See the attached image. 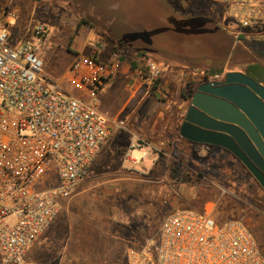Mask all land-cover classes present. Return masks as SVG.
I'll return each instance as SVG.
<instances>
[{"label":"rangeland","instance_id":"1","mask_svg":"<svg viewBox=\"0 0 264 264\" xmlns=\"http://www.w3.org/2000/svg\"><path fill=\"white\" fill-rule=\"evenodd\" d=\"M161 1L186 18H195L177 24ZM200 2L204 8L192 12L175 0H0V15L10 7L20 9L21 22L12 37L27 35L35 23L48 27L42 51L45 73L60 82L73 58L88 51L87 41L99 46L103 61H108L115 49H128L129 41L148 55L161 47L190 53L186 64L203 74L216 69L221 73L243 69L250 64L264 68V56L260 58L252 47L239 50L240 42L214 33L206 18L214 20L225 11V27L233 24L235 30L259 33L261 37L264 24L242 28L229 17L223 2ZM83 13L86 18H82ZM120 38L124 45L119 43ZM145 143L138 141L132 150L141 149ZM140 153V158L132 156V163L116 173L102 171L99 186L77 205L62 209L31 247L28 260L34 264H126L127 248L155 237L163 218L173 211L169 204H163L162 210L154 207L158 206L161 178L165 185L172 180L194 186L200 202L215 203L217 219L244 221L264 252V191L238 161L203 150L192 152L172 143Z\"/></svg>","mask_w":264,"mask_h":264},{"label":"built area","instance_id":"2","mask_svg":"<svg viewBox=\"0 0 264 264\" xmlns=\"http://www.w3.org/2000/svg\"><path fill=\"white\" fill-rule=\"evenodd\" d=\"M220 1L242 28L259 26L264 17V0ZM20 22L17 7L0 15L1 264H34L29 250L57 219L62 201L78 193L110 125L126 127L100 109V93L118 71L119 49L103 61L99 46L87 41L88 51L73 58L60 82L45 73L48 27L35 23L27 35L12 37ZM142 74L156 87L161 69L150 62ZM125 255L126 264H264L244 221L190 208L168 213L155 237L129 246Z\"/></svg>","mask_w":264,"mask_h":264},{"label":"crops","instance_id":"3","mask_svg":"<svg viewBox=\"0 0 264 264\" xmlns=\"http://www.w3.org/2000/svg\"><path fill=\"white\" fill-rule=\"evenodd\" d=\"M175 1L178 6L186 7L192 12L204 8L200 0ZM161 3L168 14L174 15L177 24L195 18L194 16L186 18L183 13L175 12L166 2L161 1ZM225 17L227 14L224 11L220 17H216L214 20L208 17L206 21L208 20L207 23L214 33L231 42H240L241 48L239 50H248L250 47L253 48L252 44L264 41V37H261L259 33L244 34L241 30H235L233 24L225 27ZM198 22L202 23L201 21ZM263 24L264 17L259 26ZM118 41L122 45L125 44L121 38ZM127 43L128 49L120 50L119 55L121 57L117 74L100 93V109L107 112L115 120H124L126 127L119 129L114 124L110 125L111 136L107 144L95 159L90 175L79 186L76 196L62 201V209L64 210L77 205L86 193L100 185L98 180L103 176L100 175L102 171L116 173L121 166L125 167L127 163H132L130 158L134 151L149 152L156 146L165 147V145L172 143L176 144L178 148L191 149L192 152H195V149L203 150L211 155L224 156L226 159L234 161V158L229 156L225 149L191 143L179 136V127L183 122V115L188 106L185 98L203 81V73L197 71L196 67L186 64L185 60L190 58V53L178 51L177 48L169 50L161 47L155 49V53L148 55L142 47L129 41ZM150 62H155L161 69L157 88L150 86L142 74L147 71ZM243 69H229L226 72H244ZM226 72L216 75L223 76ZM159 88L166 92L167 98L161 97ZM140 140L146 143L141 149L132 150V147ZM159 181L158 206H154L158 210H162L163 204H169L172 210L190 208L214 212L215 203L211 201L200 202L199 191L194 186L187 187L184 183L173 182L172 180L165 185L163 184L164 178L159 179ZM94 183L97 184L94 185ZM261 205L263 206L262 203Z\"/></svg>","mask_w":264,"mask_h":264},{"label":"water","instance_id":"4","mask_svg":"<svg viewBox=\"0 0 264 264\" xmlns=\"http://www.w3.org/2000/svg\"><path fill=\"white\" fill-rule=\"evenodd\" d=\"M185 101L179 136L231 152L264 189V85L230 71L202 81Z\"/></svg>","mask_w":264,"mask_h":264},{"label":"flooded vegetation","instance_id":"5","mask_svg":"<svg viewBox=\"0 0 264 264\" xmlns=\"http://www.w3.org/2000/svg\"><path fill=\"white\" fill-rule=\"evenodd\" d=\"M77 4H79V6H81L82 4L80 2H77ZM82 18H86L84 13L82 15ZM254 50L257 52V54L260 56V58H263L261 56H264V41H259V42H256V44H252ZM250 65H256V64H250ZM261 65V64H259ZM249 66V65H247ZM262 66V65H261ZM246 68V66H245ZM245 68L243 69L245 73ZM218 69H216L215 71H217ZM246 74V73H245ZM216 74H211V72H207V73H204L203 76H202V80H208V79H212V78H215ZM252 78V77H251ZM260 83V82H259ZM262 84V83H261ZM264 85V84H263ZM227 154H229V156L233 157L234 160L238 161L242 167L244 168V170L248 173L249 177H251L257 184L258 186L264 191V189L261 187V185L259 184V182L257 181V179L252 175V173L245 167V165L240 161L238 160L231 152L229 151H225Z\"/></svg>","mask_w":264,"mask_h":264},{"label":"trees","instance_id":"6","mask_svg":"<svg viewBox=\"0 0 264 264\" xmlns=\"http://www.w3.org/2000/svg\"><path fill=\"white\" fill-rule=\"evenodd\" d=\"M221 73L220 70L214 71L213 74ZM245 73L255 79L256 81L264 84V68L263 66L256 64V65H249L245 68Z\"/></svg>","mask_w":264,"mask_h":264},{"label":"bare ground","instance_id":"7","mask_svg":"<svg viewBox=\"0 0 264 264\" xmlns=\"http://www.w3.org/2000/svg\"><path fill=\"white\" fill-rule=\"evenodd\" d=\"M134 154H133V157L134 158H140V154H142V153H139V152H137V151H135V152H133Z\"/></svg>","mask_w":264,"mask_h":264}]
</instances>
